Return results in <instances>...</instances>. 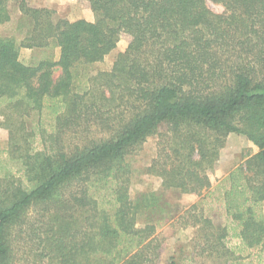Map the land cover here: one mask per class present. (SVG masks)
<instances>
[{
	"label": "trees",
	"instance_id": "obj_1",
	"mask_svg": "<svg viewBox=\"0 0 264 264\" xmlns=\"http://www.w3.org/2000/svg\"><path fill=\"white\" fill-rule=\"evenodd\" d=\"M28 1L0 0V29L11 3L28 26L21 39L0 37L1 115L21 167L9 174L0 162V264H160L158 232L175 221L196 230L198 256L264 264V0H211L224 14L208 0H88L96 20L74 22ZM124 35L99 93L79 90L75 69L103 62ZM51 43L57 60H21ZM94 127L108 136L90 137ZM231 134L257 152L214 184ZM155 135L148 173L163 192L132 198L129 160ZM164 192L200 202L182 211Z\"/></svg>",
	"mask_w": 264,
	"mask_h": 264
},
{
	"label": "rangeland",
	"instance_id": "obj_2",
	"mask_svg": "<svg viewBox=\"0 0 264 264\" xmlns=\"http://www.w3.org/2000/svg\"><path fill=\"white\" fill-rule=\"evenodd\" d=\"M208 7L216 14H224L225 8L223 5L215 3L211 0L207 2ZM28 5L31 8L49 9L54 12L55 21L68 20L71 22L85 19L88 21H95L96 16L90 9L88 0H29ZM12 12V20L0 29V37L16 36L19 39L23 38L25 31L28 29L19 28L20 12L14 3L10 4ZM131 39L128 36H122L117 48L108 55L101 63L92 65H80L75 69L76 85L79 90H91V93H99L102 87V82L99 79L103 73L111 72L117 58L127 51ZM50 58L57 60L59 58V49L54 43L47 49L40 50H21V60L26 64H33L41 59ZM60 72H56L58 76ZM4 108H0V162L6 166L9 174H16L21 168L19 162L15 161L10 154H8L10 131L9 128L3 124ZM44 128L49 133H52V121L46 112L43 115ZM89 136L92 138H102L108 136L107 132H101L94 127ZM160 134L164 133V128L159 130ZM161 148V138L155 135L149 138L130 158L132 167L131 174V195L134 198L137 194L145 192H155L160 194L162 190V181L160 177L148 173V168L157 158L158 152ZM3 152V153H2ZM257 152L255 146L244 136L231 134L225 143L224 148L220 152V158L215 167L209 171L211 181L216 182L227 175L232 170L245 162L244 157L249 154ZM169 201L178 202L180 208L187 209L194 204L200 202V199L192 194L176 196L172 192H164ZM178 197V198H177ZM264 212V208H263ZM216 216L214 221L216 224H225L226 217L223 213L215 211ZM159 239L162 242V250L160 257V264H167L168 261L175 257L181 259L184 264H222L220 260L210 259L206 256L201 257L193 252V241L197 237L196 230L189 227L183 228L177 221L171 222L161 228L158 232ZM239 244L237 239H230L229 247L236 248Z\"/></svg>",
	"mask_w": 264,
	"mask_h": 264
}]
</instances>
